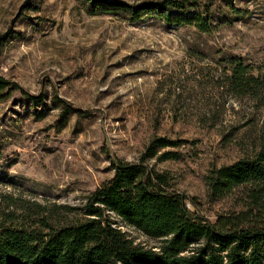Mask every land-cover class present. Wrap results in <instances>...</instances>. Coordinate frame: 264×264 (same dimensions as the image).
Segmentation results:
<instances>
[{"label":"rangeland","instance_id":"1","mask_svg":"<svg viewBox=\"0 0 264 264\" xmlns=\"http://www.w3.org/2000/svg\"><path fill=\"white\" fill-rule=\"evenodd\" d=\"M199 4L209 34L166 21L172 11L91 16L77 0H0V75L37 98L0 96V203L80 206L114 177L111 155L136 162L156 134L188 140L158 168L216 221L231 203L208 201L204 175L242 156L235 144L252 145L264 124L216 84L232 58L264 75V0Z\"/></svg>","mask_w":264,"mask_h":264},{"label":"trees","instance_id":"2","mask_svg":"<svg viewBox=\"0 0 264 264\" xmlns=\"http://www.w3.org/2000/svg\"><path fill=\"white\" fill-rule=\"evenodd\" d=\"M77 2L91 16L172 11L176 14L165 18L170 23L196 25L207 34L213 30L199 0ZM222 72L217 89L251 101L254 113L263 116L264 75L235 58ZM19 91L36 98L0 75V96ZM221 137L224 148L234 145L232 134ZM187 143L154 134L136 162L111 155L114 177L80 206L6 196L0 203V264H264V124L252 145L243 149L235 144L242 156L204 175L208 201L231 203L216 221L175 188L170 171L158 168L179 162L175 150ZM123 225L141 232L154 246L135 244Z\"/></svg>","mask_w":264,"mask_h":264}]
</instances>
